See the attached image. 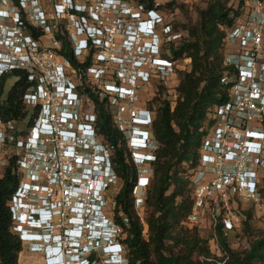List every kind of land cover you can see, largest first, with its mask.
<instances>
[{
	"label": "built area",
	"instance_id": "1",
	"mask_svg": "<svg viewBox=\"0 0 264 264\" xmlns=\"http://www.w3.org/2000/svg\"><path fill=\"white\" fill-rule=\"evenodd\" d=\"M152 1L153 8L139 0H0V81L18 70L29 82L25 119L0 115V179L14 163L19 180L8 202L19 257L133 264L130 218L115 200L123 186L116 148L100 131L95 98L105 102L137 168L133 206L146 237L160 143L156 112L141 97L149 86H163L175 106L179 59L166 52L186 34L159 8L190 0ZM238 1L241 14L223 47L228 99L209 110L198 165L189 171L190 221L212 212L213 228L221 216L225 231L240 225L234 207L264 208V0ZM64 40L76 64L62 54Z\"/></svg>",
	"mask_w": 264,
	"mask_h": 264
},
{
	"label": "trees",
	"instance_id": "2",
	"mask_svg": "<svg viewBox=\"0 0 264 264\" xmlns=\"http://www.w3.org/2000/svg\"><path fill=\"white\" fill-rule=\"evenodd\" d=\"M202 1L207 3V7L198 11L197 24L191 28L185 26L187 36L183 37L179 45L172 44L170 52H166L174 59H191L190 70L178 73L181 79L175 106L170 98H166L169 93L163 86L156 87L159 96L152 99L160 103L158 109L153 110L156 112L153 132L160 149L153 164L154 176L146 196L147 238L133 206L132 192L137 168L129 160L124 137L114 127L105 102L95 98L100 131L116 148L115 166L123 186L115 200L117 209L130 218L126 243L133 264H264V232L251 241L248 250L237 252L229 246L228 231L223 228L221 216L218 217L220 221L213 228V238L224 255L220 259L212 255L209 239L200 235L197 226H190L193 224L190 217L194 213L195 202L191 197L189 171L198 165L199 151L207 134L205 126L209 122V110L228 99V89L222 82L227 71L223 65L224 39L243 7L242 2L237 6H228L230 0ZM139 2H146L149 8L154 7L152 0ZM174 5L169 4V7ZM61 52L76 64L66 40L63 41ZM9 77L17 78V82L4 97ZM28 85L23 71L16 70L2 78L0 115L4 120L21 122L25 119L22 98ZM162 95L163 100L160 99ZM18 181L12 163L0 179V264H18L22 251L18 237L10 230L8 207ZM261 192L264 204V185ZM249 228L245 220V231Z\"/></svg>",
	"mask_w": 264,
	"mask_h": 264
},
{
	"label": "rangeland",
	"instance_id": "3",
	"mask_svg": "<svg viewBox=\"0 0 264 264\" xmlns=\"http://www.w3.org/2000/svg\"><path fill=\"white\" fill-rule=\"evenodd\" d=\"M166 0H162L165 2ZM239 4L238 0H230L228 6H237ZM183 6V7H182ZM207 3L202 0H190L185 5L175 4L173 7H169V4L161 5L159 8L165 16H168V19L181 31L185 32L187 36V31H185V26L191 28L195 26L198 22V11L200 9H205ZM179 71H189L191 68V59L183 58L179 59ZM181 76L178 74L177 80L180 81ZM17 78L9 77L4 89V97L8 95L10 90L16 84ZM168 95L166 98L173 100L174 97L170 90H168ZM171 93V94H170ZM157 88L149 86L143 90L141 101L142 103H147L148 107L152 110L158 109L160 103L153 101L152 99L158 98ZM161 100L164 99L162 95ZM152 100V101H150ZM160 100V102H161ZM207 125L205 126V129ZM220 210H216V214H219ZM233 213L240 219V225L235 230L228 231L227 241L232 250L237 252H242L248 250L252 240L260 237L264 232V208L258 209L255 208L252 203H243V205L233 208ZM198 221L190 225L191 227L197 226L200 235L203 238L209 239V248L212 252V255L215 258H223V253L220 246L217 244L215 238H213V221H212V212H206L204 216L196 213ZM147 216V211L145 213V219ZM245 220L249 223V229L245 231L244 222ZM196 224V225H195ZM147 230V228H146ZM147 238V235H146ZM39 258L36 256H31L25 254L19 257V264H35ZM41 261V259H40Z\"/></svg>",
	"mask_w": 264,
	"mask_h": 264
},
{
	"label": "clouds",
	"instance_id": "4",
	"mask_svg": "<svg viewBox=\"0 0 264 264\" xmlns=\"http://www.w3.org/2000/svg\"><path fill=\"white\" fill-rule=\"evenodd\" d=\"M147 137V136H146ZM260 139H262V138H260ZM44 220H46V218H44Z\"/></svg>",
	"mask_w": 264,
	"mask_h": 264
}]
</instances>
